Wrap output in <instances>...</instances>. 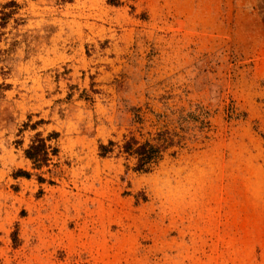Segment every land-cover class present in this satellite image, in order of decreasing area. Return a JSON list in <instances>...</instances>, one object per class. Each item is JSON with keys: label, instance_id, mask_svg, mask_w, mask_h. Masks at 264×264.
<instances>
[{"label": "rangeland", "instance_id": "1", "mask_svg": "<svg viewBox=\"0 0 264 264\" xmlns=\"http://www.w3.org/2000/svg\"><path fill=\"white\" fill-rule=\"evenodd\" d=\"M0 264H264V0H0Z\"/></svg>", "mask_w": 264, "mask_h": 264}, {"label": "trees", "instance_id": "2", "mask_svg": "<svg viewBox=\"0 0 264 264\" xmlns=\"http://www.w3.org/2000/svg\"><path fill=\"white\" fill-rule=\"evenodd\" d=\"M158 137L155 143H151L146 140L140 143L134 136L127 138L122 145H120L119 150L121 153L129 156H134L137 160L135 170L147 172L153 168L161 159V153L163 148H165L164 143L166 139L161 138V134H157ZM42 143L43 141L40 140ZM164 142V143H163ZM115 143L109 141L108 145H100V150L102 153H109L113 151V146ZM42 145L31 144L30 147L25 151L26 157L31 159L37 165L46 160V153H44L41 148ZM41 151V153H40Z\"/></svg>", "mask_w": 264, "mask_h": 264}]
</instances>
